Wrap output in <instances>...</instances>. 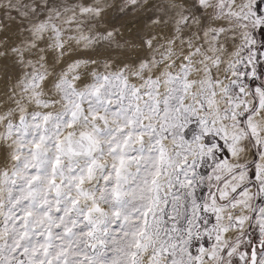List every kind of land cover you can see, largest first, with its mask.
<instances>
[{
    "label": "snow or ice",
    "instance_id": "obj_1",
    "mask_svg": "<svg viewBox=\"0 0 264 264\" xmlns=\"http://www.w3.org/2000/svg\"><path fill=\"white\" fill-rule=\"evenodd\" d=\"M0 264H264V0H0Z\"/></svg>",
    "mask_w": 264,
    "mask_h": 264
}]
</instances>
